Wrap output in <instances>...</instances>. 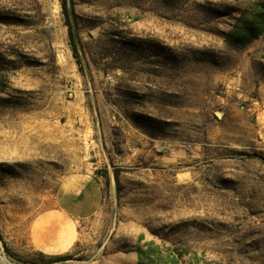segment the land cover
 <instances>
[{"label": "rangeland", "instance_id": "rangeland-1", "mask_svg": "<svg viewBox=\"0 0 264 264\" xmlns=\"http://www.w3.org/2000/svg\"><path fill=\"white\" fill-rule=\"evenodd\" d=\"M258 9L0 0V264H264V36L226 40ZM88 177L99 211L67 218Z\"/></svg>", "mask_w": 264, "mask_h": 264}, {"label": "crops", "instance_id": "crops-1", "mask_svg": "<svg viewBox=\"0 0 264 264\" xmlns=\"http://www.w3.org/2000/svg\"><path fill=\"white\" fill-rule=\"evenodd\" d=\"M103 187L99 177H88L73 188L62 190L55 196L57 210L67 218L85 220L94 216L100 209ZM57 225V224H56ZM56 228V230H55ZM63 226L47 229L44 236L55 237L56 250H63L73 239L71 226L62 232Z\"/></svg>", "mask_w": 264, "mask_h": 264}, {"label": "trees", "instance_id": "trees-1", "mask_svg": "<svg viewBox=\"0 0 264 264\" xmlns=\"http://www.w3.org/2000/svg\"><path fill=\"white\" fill-rule=\"evenodd\" d=\"M61 8L65 19V24L67 25L69 40L74 50L75 49L74 36H73L72 23H71L72 14L68 10L64 2L61 4ZM242 17H240L239 19H242ZM235 26H237L236 23L234 24L233 28H231V30L226 34L227 41L235 42L233 41V38L237 36L236 42L243 45L258 36H264V12L258 9L254 17L245 21L238 32L236 31L234 32ZM138 256H140V254H138ZM57 258L58 261H61L69 257L68 255H59L57 256Z\"/></svg>", "mask_w": 264, "mask_h": 264}]
</instances>
